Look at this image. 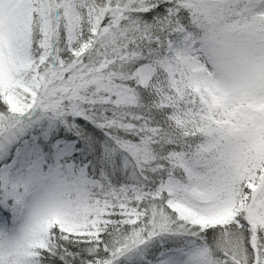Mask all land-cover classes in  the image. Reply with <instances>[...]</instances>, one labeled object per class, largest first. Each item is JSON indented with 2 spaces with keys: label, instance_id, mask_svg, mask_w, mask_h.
Instances as JSON below:
<instances>
[{
  "label": "snow or ice",
  "instance_id": "obj_1",
  "mask_svg": "<svg viewBox=\"0 0 264 264\" xmlns=\"http://www.w3.org/2000/svg\"><path fill=\"white\" fill-rule=\"evenodd\" d=\"M0 264H264V0H0Z\"/></svg>",
  "mask_w": 264,
  "mask_h": 264
}]
</instances>
